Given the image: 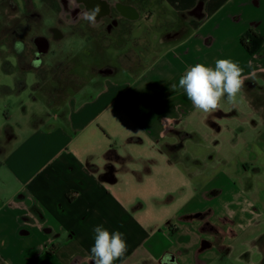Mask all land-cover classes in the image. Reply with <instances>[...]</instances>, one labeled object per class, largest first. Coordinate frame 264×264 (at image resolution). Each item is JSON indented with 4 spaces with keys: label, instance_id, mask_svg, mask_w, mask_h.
<instances>
[{
    "label": "crops",
    "instance_id": "1",
    "mask_svg": "<svg viewBox=\"0 0 264 264\" xmlns=\"http://www.w3.org/2000/svg\"><path fill=\"white\" fill-rule=\"evenodd\" d=\"M119 1L135 11L122 38L102 43L95 25L99 41L85 42L82 16L55 54L83 50V61L70 73L59 57L56 78L27 70V111L0 122V264H91L96 226L126 241L114 264H261L264 189L253 199L232 155L241 136L245 153L249 139L264 143V41L250 54L239 40L264 37V0ZM218 59L239 65L243 85L235 104L204 114L173 85ZM22 90L5 99L26 104Z\"/></svg>",
    "mask_w": 264,
    "mask_h": 264
},
{
    "label": "rangeland",
    "instance_id": "2",
    "mask_svg": "<svg viewBox=\"0 0 264 264\" xmlns=\"http://www.w3.org/2000/svg\"><path fill=\"white\" fill-rule=\"evenodd\" d=\"M39 1L40 0H0V122H2L4 118L8 116L7 118L10 119L13 122V124L20 123L22 120L21 116L23 114V111L24 110L27 111L25 90H22L20 92L24 93L22 99L23 101H26L25 102L26 104L19 105L18 99H15L14 97L10 99L7 98L5 99L6 94H9L10 91L15 92V90H17L14 87L15 77L16 79L18 77L22 78L25 82V78L27 81V78H29L30 75L32 74V72H27V70H32L33 72H36L37 75L44 74V76H48V74H50L54 78H56L57 75L56 72H58L59 70L58 69L56 71L57 65L62 63L61 62L62 60L56 62L58 59H60L59 57L63 56L64 61H66V63L67 62L70 63L67 70L70 73L72 72L71 64L74 65L76 64V62L80 60L83 61L84 58L82 55L83 50H80L78 53L77 51L65 52L64 55H62L61 52H57V54H55V51L57 50L56 49L57 46L53 42H51L50 46L54 47L55 49L49 50L45 55L42 56V59L43 61H45L46 57H52L54 59L52 65L48 66V69H45V66L41 67V65H33V66L29 65L28 61L33 53V44L32 41H30L31 43L27 49V38H30L37 33H43L44 32L43 27H45L46 24L45 21H43V19L40 20V23L39 20H37V22L31 21V24H27V18L24 17V15L27 13V10L30 11V9L34 7L35 9H37L38 12L41 11L44 15H50L52 17L54 16V13L52 11L44 9V7ZM81 27L84 29L85 23L82 24ZM14 41H19L21 43L20 46H18V48L14 44ZM81 41L84 43L82 39ZM48 53L50 55H47ZM72 53H75V55ZM95 59H99L101 61L100 57ZM4 61L7 62L6 68L4 66L5 63ZM93 61L98 62V60H93ZM10 66L12 67L11 71H7L8 67ZM239 103L241 102L239 101L238 104ZM193 122L198 124L197 120H194ZM5 138H6L5 132L2 131L1 128L0 129L1 145L3 141L6 140ZM250 141H252L253 144H255L257 147L260 146V148L257 149V152H255L256 155L254 153H251L252 151L247 152L248 144ZM243 143H244L243 138L241 136L239 138V147L235 150V155L232 156L235 160L239 158L243 160L245 165H248V170L245 174L249 175L251 177L250 178L251 181H253L254 183V189L253 191H251L252 193L250 194L253 197V199L260 200L261 199L260 196L263 195L261 194V192L264 189V173L254 176L252 175L251 172L252 170L250 169V166L252 164L259 163L264 168V143L262 142V139L260 137L252 138V140L249 139V141L246 142V146H245L246 153L241 151L243 147ZM190 144L195 145L193 142H190ZM196 147H197V152H203L202 150L206 148V147H198V146ZM257 147H253V149ZM223 149L224 151H227L230 154L233 153V151L228 149V145H224ZM192 150L194 151L193 147ZM235 160L233 161L234 164L236 163ZM238 180L243 183L242 178H239ZM150 213L155 217L157 214V210L155 211L154 209H151ZM255 264H260V260L258 258L256 259Z\"/></svg>",
    "mask_w": 264,
    "mask_h": 264
},
{
    "label": "flooded vegetation",
    "instance_id": "3",
    "mask_svg": "<svg viewBox=\"0 0 264 264\" xmlns=\"http://www.w3.org/2000/svg\"><path fill=\"white\" fill-rule=\"evenodd\" d=\"M39 2L44 9L52 11L54 16L44 15L34 7L30 11L27 10L26 16L24 15L27 18V24H31V21L37 22V20L40 23L41 19L46 24L43 27V33H37L27 38V49L31 43L30 41L33 44V53L28 61L30 66L42 65V56L45 55L42 49L45 43L50 46V43L53 42L58 46L61 43V39L69 33L73 34L75 31H78L73 26L82 16H86V14L94 16L95 18L85 23V30H87L84 33L83 40L89 42L91 45L99 41L98 37H100L95 32V25L103 31V38H100L102 43L109 44V34L115 33V30H117L116 39L122 38L123 32L129 27L127 18L135 16L134 7L130 4H123L119 0H40ZM101 15L103 17L99 18ZM65 25L67 26V30L63 29ZM14 44L18 48L21 43L14 41ZM88 53L93 54L90 51Z\"/></svg>",
    "mask_w": 264,
    "mask_h": 264
},
{
    "label": "clouds",
    "instance_id": "4",
    "mask_svg": "<svg viewBox=\"0 0 264 264\" xmlns=\"http://www.w3.org/2000/svg\"><path fill=\"white\" fill-rule=\"evenodd\" d=\"M90 21L94 16L86 14ZM242 69L229 59H218L215 67L196 64L190 67L173 88H180L186 94L194 109L204 114L215 112L221 106V100L226 97L229 104H235L243 80ZM94 245L88 257L91 264H114L121 258L127 244L119 231L109 232L103 226L94 228Z\"/></svg>",
    "mask_w": 264,
    "mask_h": 264
},
{
    "label": "trees",
    "instance_id": "5",
    "mask_svg": "<svg viewBox=\"0 0 264 264\" xmlns=\"http://www.w3.org/2000/svg\"><path fill=\"white\" fill-rule=\"evenodd\" d=\"M239 40L241 45L245 48V50L248 53L252 54L256 50H258V48L261 46V44L264 41V37L261 34L253 31L252 29H248L240 36ZM6 63L7 62L4 63L5 68L7 66ZM11 69L12 67L10 66L8 67L7 71H11ZM24 86H25L24 80L18 77L15 81V88L17 90H22ZM107 155H110V152H107ZM118 158L119 160H122V157H118Z\"/></svg>",
    "mask_w": 264,
    "mask_h": 264
},
{
    "label": "water",
    "instance_id": "6",
    "mask_svg": "<svg viewBox=\"0 0 264 264\" xmlns=\"http://www.w3.org/2000/svg\"><path fill=\"white\" fill-rule=\"evenodd\" d=\"M47 49H48V44L45 43L44 48L42 49V52H46ZM261 264H264V256H263V258H262V260H261Z\"/></svg>",
    "mask_w": 264,
    "mask_h": 264
}]
</instances>
